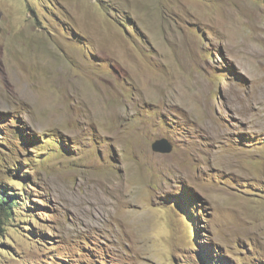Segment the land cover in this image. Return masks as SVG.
<instances>
[{"label": "rangeland", "instance_id": "1", "mask_svg": "<svg viewBox=\"0 0 264 264\" xmlns=\"http://www.w3.org/2000/svg\"><path fill=\"white\" fill-rule=\"evenodd\" d=\"M1 187L0 264H264V0H0Z\"/></svg>", "mask_w": 264, "mask_h": 264}, {"label": "trees", "instance_id": "2", "mask_svg": "<svg viewBox=\"0 0 264 264\" xmlns=\"http://www.w3.org/2000/svg\"><path fill=\"white\" fill-rule=\"evenodd\" d=\"M23 195L25 194V190L22 189ZM22 196L19 194H10L9 190L4 187L0 189V236H2V232L4 230V225L6 224L7 218H9L12 214L13 209L20 205L16 200L18 197ZM187 218H189L187 216ZM192 232L195 234L194 228H192Z\"/></svg>", "mask_w": 264, "mask_h": 264}, {"label": "water", "instance_id": "3", "mask_svg": "<svg viewBox=\"0 0 264 264\" xmlns=\"http://www.w3.org/2000/svg\"><path fill=\"white\" fill-rule=\"evenodd\" d=\"M172 148L171 143L166 138L157 139L152 144V149L160 153H170Z\"/></svg>", "mask_w": 264, "mask_h": 264}]
</instances>
